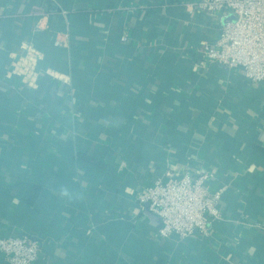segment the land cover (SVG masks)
<instances>
[{
  "label": "crops",
  "instance_id": "0c3cea01",
  "mask_svg": "<svg viewBox=\"0 0 264 264\" xmlns=\"http://www.w3.org/2000/svg\"><path fill=\"white\" fill-rule=\"evenodd\" d=\"M197 1L0 0V232L35 264H264V82L205 59ZM203 168L223 217L161 237L139 191Z\"/></svg>",
  "mask_w": 264,
  "mask_h": 264
},
{
  "label": "built area",
  "instance_id": "2783aa9c",
  "mask_svg": "<svg viewBox=\"0 0 264 264\" xmlns=\"http://www.w3.org/2000/svg\"><path fill=\"white\" fill-rule=\"evenodd\" d=\"M192 5L202 12L218 13L221 23L217 41L203 47L205 59L229 69L241 68L252 82H264V0H198ZM214 179L215 172L209 168L195 175L168 170L139 191L138 201L148 204L160 218L158 233L163 238L184 241L196 234L207 235L210 218L223 217L222 190L209 189ZM39 253L40 243L34 236L0 232V254L8 264H35Z\"/></svg>",
  "mask_w": 264,
  "mask_h": 264
},
{
  "label": "water",
  "instance_id": "95a60500",
  "mask_svg": "<svg viewBox=\"0 0 264 264\" xmlns=\"http://www.w3.org/2000/svg\"><path fill=\"white\" fill-rule=\"evenodd\" d=\"M145 214L147 215V217L152 221V223L157 226L160 227L161 226V220L158 216H156L155 214H153L150 210H149V205L145 204Z\"/></svg>",
  "mask_w": 264,
  "mask_h": 264
},
{
  "label": "trees",
  "instance_id": "16d2710c",
  "mask_svg": "<svg viewBox=\"0 0 264 264\" xmlns=\"http://www.w3.org/2000/svg\"><path fill=\"white\" fill-rule=\"evenodd\" d=\"M139 89H140V88H139ZM165 103H166V102H165ZM165 103H164V104H165ZM170 103H171V102H170ZM221 201H222V199H221Z\"/></svg>",
  "mask_w": 264,
  "mask_h": 264
}]
</instances>
